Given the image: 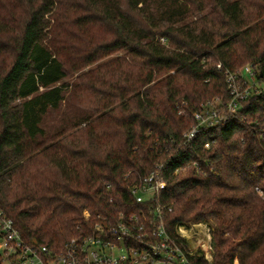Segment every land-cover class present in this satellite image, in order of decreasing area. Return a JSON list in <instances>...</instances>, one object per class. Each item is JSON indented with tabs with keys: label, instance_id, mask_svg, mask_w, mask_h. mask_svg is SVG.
<instances>
[{
	"label": "trees",
	"instance_id": "16d2710c",
	"mask_svg": "<svg viewBox=\"0 0 264 264\" xmlns=\"http://www.w3.org/2000/svg\"><path fill=\"white\" fill-rule=\"evenodd\" d=\"M10 2L0 0L11 59H0V209L21 239L59 251L115 224L140 206L130 188L162 164L167 228L210 227L213 258L195 264H264V90L229 114L223 73L254 63L264 78V0H18L21 20L2 27ZM97 24L110 38L83 45ZM120 49L127 76L61 82L71 52L83 65ZM72 92L80 113L47 132ZM208 107L224 120L185 142Z\"/></svg>",
	"mask_w": 264,
	"mask_h": 264
},
{
	"label": "built area",
	"instance_id": "2783aa9c",
	"mask_svg": "<svg viewBox=\"0 0 264 264\" xmlns=\"http://www.w3.org/2000/svg\"><path fill=\"white\" fill-rule=\"evenodd\" d=\"M217 68L222 67L217 64ZM223 73L230 96L226 105L229 114L235 113L251 92L264 90L257 64L224 69ZM194 119L196 127L182 135L185 142L195 136L198 126H213L224 117L208 107L196 112ZM165 186L163 166L156 165L130 188L140 204L135 212L113 225L98 221L93 232L68 239L59 251L23 241L13 221L0 209V264H195L197 258L211 260L212 237L206 224L177 225L173 232L167 228L164 219L171 207L161 196ZM257 191L264 198V191Z\"/></svg>",
	"mask_w": 264,
	"mask_h": 264
},
{
	"label": "rangeland",
	"instance_id": "374dc122",
	"mask_svg": "<svg viewBox=\"0 0 264 264\" xmlns=\"http://www.w3.org/2000/svg\"><path fill=\"white\" fill-rule=\"evenodd\" d=\"M18 0H11L10 4H14V9L9 12V10L7 8L4 9L5 13L3 15H8L9 16V20L7 19V21L2 22L1 26H7L8 22L15 20L14 22H11V24L9 23V26H14L15 24L17 25L16 22H18L19 20H21L22 17V11L20 9V7H18ZM65 14L67 16L71 15V12L66 11ZM6 17V16H5ZM7 22V23H6ZM15 25V26H16ZM67 28V34L70 32L71 27L70 26H65ZM7 33H2L1 35V39L4 41L5 44H7L6 41V37H8L9 35L5 36ZM82 36H80V42L84 44H87L88 41L93 40L94 42L98 43L101 42L103 40H106L107 38H110V33H109V29L107 26L103 25V24H97L94 27H92L91 29H87L85 30L82 34ZM1 40V41H2ZM70 48V47H69ZM127 51L124 49H120L117 51H114L108 55H103L100 58L96 59L94 62L90 63V64H82V62H79L77 59V56L74 52H71V54H68V59L65 60V67L67 70V76L61 81V82H69V85H74L75 82H77V76L79 74H83V73H88V72H92L93 75H98V80L99 82H105L108 81L109 78H113V79H118L119 77H124L127 76L129 74V69H127L126 64L124 63L125 58L128 57ZM0 59H2L1 61H4L6 63L10 62V56H9V52L5 51L1 53L0 55ZM73 62L76 63L75 65H73ZM5 63V64H6ZM78 65L83 66L82 68L78 67ZM77 68V69H76ZM75 69V70H74ZM122 69V70H121ZM95 77H91V80H95ZM264 87V85H263ZM76 92H72V96L68 94V103H70V108L67 111L66 115L63 116L62 114L64 112L63 109L58 110V111H54L51 112L49 114L48 117L45 118L44 121V126L47 130V132H51L53 131L56 127H58L61 123L62 118L64 117L65 119H68L70 117H74L76 115H78L80 113V110L75 106V96L74 95ZM71 96V97H70ZM203 223V222H201ZM206 224L208 226L207 223H203ZM209 227V226H208ZM210 228V227H209ZM212 237V236H211ZM212 258H213V248H212ZM211 258V260H212ZM211 260H207V261H211Z\"/></svg>",
	"mask_w": 264,
	"mask_h": 264
}]
</instances>
